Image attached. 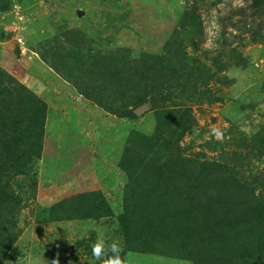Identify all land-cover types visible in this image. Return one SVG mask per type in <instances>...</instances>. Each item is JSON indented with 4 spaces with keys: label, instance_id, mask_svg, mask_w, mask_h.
Returning a JSON list of instances; mask_svg holds the SVG:
<instances>
[{
    "label": "rangeland",
    "instance_id": "rangeland-1",
    "mask_svg": "<svg viewBox=\"0 0 264 264\" xmlns=\"http://www.w3.org/2000/svg\"><path fill=\"white\" fill-rule=\"evenodd\" d=\"M8 2L9 9L0 11V35L12 36L0 38V82L7 86V76L16 82L9 83L12 113L32 115L17 102L20 86L44 112L39 143L15 148L11 162L0 161V187L17 197L11 212H4L17 234L0 264H101L91 247L101 231L106 254L119 243L125 264H197L166 248L147 253L123 244L117 217L127 177L119 162L131 135H151L156 118L149 103L136 118H120L80 93L75 82L96 78L108 57L124 54L134 62L140 54L149 59L171 53L175 61L184 53L185 72L198 87L186 93L198 101L189 103L191 129L176 147L207 167H220L204 191H237L264 205V0ZM95 194L108 208L90 217ZM262 219V225L253 222L263 227L258 239L251 236L248 246L241 243L234 258L219 264H264V212ZM246 250L252 254L243 261ZM207 259L203 253L199 264Z\"/></svg>",
    "mask_w": 264,
    "mask_h": 264
},
{
    "label": "trees",
    "instance_id": "trees-1",
    "mask_svg": "<svg viewBox=\"0 0 264 264\" xmlns=\"http://www.w3.org/2000/svg\"><path fill=\"white\" fill-rule=\"evenodd\" d=\"M7 9L8 0H0V11ZM11 36L0 35V38L8 40ZM166 55L147 59L140 54L134 62L124 54L115 60L108 57L95 71L96 78H80L75 82L82 95L117 117L136 118L134 110L146 103L155 112L156 125L151 135L132 134L119 162L127 177L123 211L117 217L123 244L128 251L134 248L147 253L164 252L166 248L197 264L203 253L210 257L207 264L230 261L241 243L248 246L246 240L254 235L258 237L263 227L253 222L263 224L264 205L252 204L253 196L239 197L235 194L237 191H204L205 180L220 167H207L198 156H183L176 147L191 129L189 103L198 101L186 92L193 93L198 87L185 72V54L173 57L175 61L170 60L171 53ZM158 59L160 62H155ZM7 78L10 84L16 83L9 76ZM9 83L3 86L0 82V88L3 86L0 89V161L7 162L13 160L15 148L39 143L43 126V117L39 115L44 112L41 101L31 94L25 95L23 91L27 90L20 86L17 102L29 107L32 115L26 110L12 113L9 98L14 88ZM83 83L88 86L82 88ZM176 90L178 95L174 94ZM210 97H206L208 102H211ZM107 98L112 100H105ZM35 118H38L36 128ZM34 155H38L37 151ZM222 171H227L226 166ZM96 195L88 203L95 209L89 213L90 217L108 208ZM14 199L17 197L0 187V255L7 251L17 234L14 224L4 215V212H11ZM249 254L252 253L243 251V261L250 258ZM259 258L253 261L260 262Z\"/></svg>",
    "mask_w": 264,
    "mask_h": 264
},
{
    "label": "clouds",
    "instance_id": "clouds-1",
    "mask_svg": "<svg viewBox=\"0 0 264 264\" xmlns=\"http://www.w3.org/2000/svg\"><path fill=\"white\" fill-rule=\"evenodd\" d=\"M213 134L218 140L223 139V133L213 128ZM92 255L97 259L101 260V264H125L124 260L121 258L122 247L119 243L113 242L110 245V251L113 255L108 256L105 252V239L103 238L102 231L98 233L97 240L92 244ZM53 264H59V260H54Z\"/></svg>",
    "mask_w": 264,
    "mask_h": 264
},
{
    "label": "water",
    "instance_id": "water-1",
    "mask_svg": "<svg viewBox=\"0 0 264 264\" xmlns=\"http://www.w3.org/2000/svg\"><path fill=\"white\" fill-rule=\"evenodd\" d=\"M147 108L146 107H139L137 109L134 110V113L138 116L141 115Z\"/></svg>",
    "mask_w": 264,
    "mask_h": 264
}]
</instances>
